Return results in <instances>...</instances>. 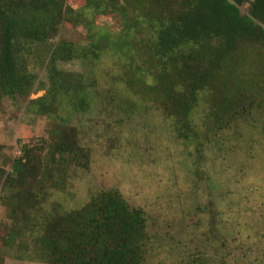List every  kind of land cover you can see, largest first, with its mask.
I'll return each mask as SVG.
<instances>
[{
	"label": "trees",
	"instance_id": "obj_1",
	"mask_svg": "<svg viewBox=\"0 0 264 264\" xmlns=\"http://www.w3.org/2000/svg\"><path fill=\"white\" fill-rule=\"evenodd\" d=\"M66 1L0 0V109L5 97L27 101L44 70L47 91L26 111L51 118L41 144L23 145L8 171L0 168V205L11 222L0 224V253L20 241L42 264H146L145 213L118 191L100 190L79 209L45 207L70 168L89 164L75 128L53 115L61 106L85 113L96 81L90 69L66 72L58 63L79 60L91 68L103 56L124 62L127 85L136 77L140 95L172 121L178 140L190 143L200 96L217 117L245 119L255 103L264 108V0H83L80 11ZM85 10L118 14L119 30L96 27ZM74 17L88 29L86 45L57 41ZM255 80L256 94L248 91Z\"/></svg>",
	"mask_w": 264,
	"mask_h": 264
},
{
	"label": "rangeland",
	"instance_id": "obj_2",
	"mask_svg": "<svg viewBox=\"0 0 264 264\" xmlns=\"http://www.w3.org/2000/svg\"><path fill=\"white\" fill-rule=\"evenodd\" d=\"M66 3L76 11L84 6L83 0ZM81 13L96 27L102 23L112 31L120 28L118 14ZM77 20L74 17L69 27H62L57 41L88 44V29ZM124 64L106 56L91 68L79 60L58 63L66 72L90 69L96 84L89 91L91 103L85 113L70 114L61 106L53 115L59 123L75 128L89 164L86 169H69L64 187L51 190L47 210L54 203L63 210L79 209L100 190L113 189L145 213L146 264H197L198 260L264 264V108L256 110L254 102L251 116L245 119L226 114H219V119L218 110L210 109L200 96L191 114L196 136L184 143L158 105L140 95L136 77L132 88L127 85ZM256 80L248 83V91L254 94L261 87ZM47 88L42 70L27 101L2 100L0 168L4 171L23 145L41 144L46 138L51 118L37 117L26 106L44 96ZM4 222L11 224L0 205V224ZM27 241L22 243L29 246ZM19 242L1 251L0 264H42L31 260L29 247Z\"/></svg>",
	"mask_w": 264,
	"mask_h": 264
}]
</instances>
